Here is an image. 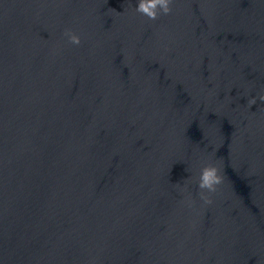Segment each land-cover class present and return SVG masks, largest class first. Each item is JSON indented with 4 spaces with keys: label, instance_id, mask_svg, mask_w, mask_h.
<instances>
[{
    "label": "water",
    "instance_id": "95a60500",
    "mask_svg": "<svg viewBox=\"0 0 264 264\" xmlns=\"http://www.w3.org/2000/svg\"><path fill=\"white\" fill-rule=\"evenodd\" d=\"M137 4L0 0V264H264V0Z\"/></svg>",
    "mask_w": 264,
    "mask_h": 264
},
{
    "label": "clouds",
    "instance_id": "9594fccd",
    "mask_svg": "<svg viewBox=\"0 0 264 264\" xmlns=\"http://www.w3.org/2000/svg\"><path fill=\"white\" fill-rule=\"evenodd\" d=\"M171 3L172 0H138L136 11L147 16L151 20H156L159 15H167L171 12ZM64 35L68 37L71 44L80 45L81 38L73 30L66 29ZM221 182L222 177L219 175V171L214 165H206L203 167L198 183L200 198L205 203H211V199L205 195V192H215L216 186Z\"/></svg>",
    "mask_w": 264,
    "mask_h": 264
}]
</instances>
